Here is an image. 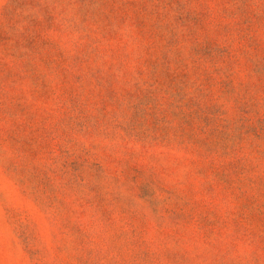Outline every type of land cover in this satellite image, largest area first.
I'll use <instances>...</instances> for the list:
<instances>
[{"label": "rangeland", "instance_id": "rangeland-1", "mask_svg": "<svg viewBox=\"0 0 264 264\" xmlns=\"http://www.w3.org/2000/svg\"><path fill=\"white\" fill-rule=\"evenodd\" d=\"M0 264H264V0H0Z\"/></svg>", "mask_w": 264, "mask_h": 264}]
</instances>
